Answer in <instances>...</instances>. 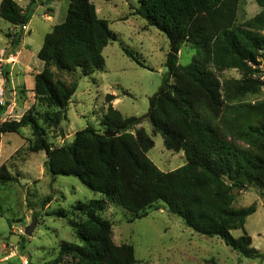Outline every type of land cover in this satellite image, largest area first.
Masks as SVG:
<instances>
[{
    "label": "trees",
    "instance_id": "1",
    "mask_svg": "<svg viewBox=\"0 0 264 264\" xmlns=\"http://www.w3.org/2000/svg\"><path fill=\"white\" fill-rule=\"evenodd\" d=\"M138 1L137 13L176 47L167 55V73L150 99L148 114L125 118L113 106L117 98L108 94L102 131L91 127L78 131L68 146L53 147L49 142L47 128L59 129L67 119L78 86L56 79L51 68L66 73L82 70L89 78L103 71V51L117 40L90 0H69L65 20L46 35L38 53L44 70L35 76L33 93L49 114L42 118L28 111L20 120L0 122V144L5 134L30 128V151L46 153L45 168L52 177H75L103 197L78 208L88 218L74 227L81 245L64 242L54 262L138 264L134 247L117 245L112 223L100 216L109 201L133 215L130 223L162 204L199 235L220 238L242 257L258 259L261 254L253 248L252 238L246 233L235 238L232 232L243 229L257 212L255 204L235 209L234 191L257 187L264 197V0H255L262 12L244 24H238L241 0ZM36 5L32 0L24 10L14 0H3L0 17L22 29ZM21 40L19 32L14 43ZM184 44L196 55L190 65L181 67ZM124 51L145 67L130 50ZM226 70L244 76L223 80ZM259 95L261 99L247 101ZM144 120L168 151L185 153L183 167L165 173L149 159L154 141L144 128L137 129ZM114 132L116 136L106 135ZM15 182L18 179L2 165L0 186ZM57 216L68 218L64 211Z\"/></svg>",
    "mask_w": 264,
    "mask_h": 264
},
{
    "label": "rangeland",
    "instance_id": "2",
    "mask_svg": "<svg viewBox=\"0 0 264 264\" xmlns=\"http://www.w3.org/2000/svg\"><path fill=\"white\" fill-rule=\"evenodd\" d=\"M14 1L24 10L32 2ZM90 1L98 16L108 21L117 40L103 51V71L89 78L82 70L66 73L51 68L56 79L78 84L67 109V119L59 129L47 128L48 140L53 147L70 145L74 135L88 127L102 131L101 120L106 114L105 97L108 94L117 98L114 108L123 117L148 114L150 99L160 91L167 73L165 63L172 44L164 33L150 27L137 13L141 9L138 0ZM68 8L69 0H37L30 23L22 29L0 17V88L4 93L9 91L12 97L10 105L0 115L1 123L20 120L28 111L39 113L42 118L49 114L46 106L42 107L30 92L35 86V76L44 70V63L38 58L44 39L65 20ZM261 12L255 0H241L238 24L254 19ZM19 32L22 40L15 44L14 36ZM124 48L145 67L129 57ZM195 55L196 51L190 45H182L179 65H190ZM243 76L238 70H226L221 74L223 80ZM261 98V95L250 96L247 101ZM140 127L154 141L155 146L148 157L161 171L172 172L186 164L185 153L168 151L162 137L153 134L148 120L137 129ZM32 140L30 128H24L20 134H5L1 140L0 167L6 165L18 182L0 186V264H55L64 242L81 245L74 227L88 218L78 208L103 198L75 177H52L45 168L46 153L30 151ZM234 195L235 209L254 204L257 207L245 227L233 231L232 235L240 238L248 234L253 248L261 254L258 259L242 257L220 238L199 235L162 204L149 209L145 218L133 223H130L133 215L115 201H109L100 216L112 223L117 245L134 247L138 264H264V197L257 187L235 190ZM61 211L66 212L68 218L58 217ZM34 221L33 234L25 235ZM12 237L20 238L17 245L11 243Z\"/></svg>",
    "mask_w": 264,
    "mask_h": 264
},
{
    "label": "water",
    "instance_id": "3",
    "mask_svg": "<svg viewBox=\"0 0 264 264\" xmlns=\"http://www.w3.org/2000/svg\"><path fill=\"white\" fill-rule=\"evenodd\" d=\"M175 48H176V47L173 46L171 52H174ZM5 97H6L7 101H10V100L12 99V97L10 96L9 91H5ZM106 135H107L108 137H111V136H116L117 133H116V132H114V133H107ZM35 227H36V221H34L33 225L30 226V227L26 230L25 235H27V236H31V235L33 234L34 230H35ZM19 240H20L19 237H12L10 241H11L12 244L17 245V244L19 243Z\"/></svg>",
    "mask_w": 264,
    "mask_h": 264
},
{
    "label": "built area",
    "instance_id": "4",
    "mask_svg": "<svg viewBox=\"0 0 264 264\" xmlns=\"http://www.w3.org/2000/svg\"><path fill=\"white\" fill-rule=\"evenodd\" d=\"M26 28V27H24ZM7 99L5 97L4 91L0 88V108L4 107V105L7 103ZM9 102V101H8Z\"/></svg>",
    "mask_w": 264,
    "mask_h": 264
},
{
    "label": "crops",
    "instance_id": "5",
    "mask_svg": "<svg viewBox=\"0 0 264 264\" xmlns=\"http://www.w3.org/2000/svg\"><path fill=\"white\" fill-rule=\"evenodd\" d=\"M34 89V88H33ZM33 96H34V93H33V90H31V92H30ZM116 102H117V99L113 102V106L115 107V105H116ZM107 111V110H106ZM140 128H142V127H140ZM139 128V129H140Z\"/></svg>",
    "mask_w": 264,
    "mask_h": 264
}]
</instances>
